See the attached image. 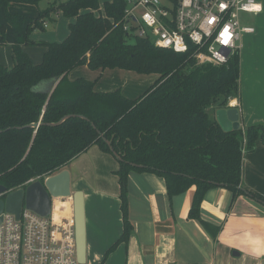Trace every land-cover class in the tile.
I'll return each instance as SVG.
<instances>
[{"label": "trees", "instance_id": "1", "mask_svg": "<svg viewBox=\"0 0 264 264\" xmlns=\"http://www.w3.org/2000/svg\"><path fill=\"white\" fill-rule=\"evenodd\" d=\"M43 0H0L5 25L13 37V65H0V184L7 191L25 187L37 178L57 174L92 146L119 157L122 233L105 253L126 243L133 227L128 219V175L132 171L163 179L172 199L194 188L187 217L214 238L220 227L200 216L205 194L221 187L232 195L264 200L241 188L242 159L264 145V123L224 132L208 109L227 108L239 93V56L225 65L196 66L189 49L177 53L157 48L148 40L127 35L120 21L125 0H53L35 18L12 13V4L37 6ZM60 13L71 20L60 43L35 42L31 34ZM43 46L39 64L23 46ZM95 71L119 69L156 74L155 83L136 99L119 89L94 90L95 82L67 79L77 66ZM214 114V111H213ZM68 116V117H67ZM64 119L59 125H52ZM40 123L37 129L29 127ZM104 259V260H105Z\"/></svg>", "mask_w": 264, "mask_h": 264}, {"label": "crops", "instance_id": "2", "mask_svg": "<svg viewBox=\"0 0 264 264\" xmlns=\"http://www.w3.org/2000/svg\"><path fill=\"white\" fill-rule=\"evenodd\" d=\"M13 5L15 4L10 9ZM261 13L262 6L259 14ZM44 26L46 29L47 22H44ZM254 29L253 34H243L250 47L262 38L264 26L256 24ZM11 41L13 42V37ZM240 45L239 60L243 57L244 50L242 37ZM250 47L246 49V53L250 51ZM67 79L69 80L68 75ZM94 90L96 91L95 87ZM253 97L254 93H246L240 99H232L239 111L240 128H246L257 121L264 122V117L251 112L255 110V107H251ZM260 144H257L253 152L243 156L241 188L263 198L264 145ZM94 147L97 146L90 147L82 154ZM96 149L91 154L98 164L93 165V180L86 185L89 189L83 191L86 245L84 264H107L114 253L119 251L124 252L126 264H235L236 261L231 259L242 256L245 261L243 264H264V207L258 205L257 201L239 196L232 203V195L225 189L209 190L202 201L200 216L207 223L220 227L213 238L200 223L187 217L191 200L186 198V193L191 189L170 199L166 194L164 181L160 183L149 177L137 180L132 177L133 172L128 175L127 194L128 219L133 230L128 241L119 243L105 259L106 251L122 233L118 179L117 176L110 175V172L115 174L117 171L118 161L116 159L117 164L114 165L110 155L98 147ZM104 183L108 185L106 189ZM68 201L69 199H65L61 203L56 202L55 211L68 214ZM234 251L239 256H233Z\"/></svg>", "mask_w": 264, "mask_h": 264}, {"label": "built area", "instance_id": "3", "mask_svg": "<svg viewBox=\"0 0 264 264\" xmlns=\"http://www.w3.org/2000/svg\"><path fill=\"white\" fill-rule=\"evenodd\" d=\"M120 21L127 35L148 40L157 48L191 51L196 66L225 65L238 55L243 34L241 13L259 14L256 0H125ZM228 100L227 108H237ZM8 192V191H7ZM1 198V197H0ZM69 213H57L52 199L47 216L22 209L21 216L0 214V264H79L76 256L72 199ZM61 209V208H60Z\"/></svg>", "mask_w": 264, "mask_h": 264}, {"label": "rangeland", "instance_id": "4", "mask_svg": "<svg viewBox=\"0 0 264 264\" xmlns=\"http://www.w3.org/2000/svg\"><path fill=\"white\" fill-rule=\"evenodd\" d=\"M53 0H43L37 6L35 5H26V4H15L13 7L8 10L12 13L23 14L27 17L35 18L38 16L39 12L46 9L48 5ZM63 1V0H60ZM104 1L110 0H100V8ZM263 7V13L261 14H240V21L242 25H251L256 26L263 25L264 26V0H256ZM15 10V11H13ZM47 22V28L43 31L35 30L31 34V39L35 42H51V43H60L62 42L68 35V25L69 20L55 13L52 16L51 21L45 20ZM0 24L5 25V16L2 8L0 7ZM12 35L10 30L6 26L5 31V42L0 45V65L4 67H11L13 64L12 57ZM243 41V57L239 60V93L236 98L240 99L241 95L247 93H254L255 97L252 98L251 107H255V110L251 111L254 115L264 117V31L263 36L260 40L256 42L255 45L250 47V43L245 35H242ZM251 48L248 53H246V49ZM22 52L31 59V61L36 64H39L42 60L45 48L43 46H23ZM8 64V65H4ZM35 64V63H34ZM69 81H75L78 78H83L85 80L95 82L94 87L96 91L105 92V91H114L119 89L121 93L128 99H136L141 96L147 89H149L158 78L156 74H136L130 71H124L119 69H106L104 71L95 70L92 71L85 66H77L72 69L69 73ZM252 109V108H251ZM211 117H215L216 111L213 108L208 109ZM214 111V114H213ZM264 123L262 121L254 122L253 124ZM260 141L256 142L255 149L257 144ZM261 146L262 143L260 144ZM97 147H94L90 151L85 154L78 155L72 161L68 163L65 167L67 168V172L69 174L70 180V191H81L83 193L84 190L89 189L86 185L93 180V165L98 164L94 155L91 154L92 151L97 150ZM245 153L244 155H246ZM110 155L113 164L116 165V158ZM88 167V170L86 171ZM132 177L135 179H142L143 177L155 178L160 183L163 182V179L157 177L156 175H151L148 173H138L136 171H132ZM110 175L116 176L112 172ZM108 185L104 183V189H106ZM213 189H223V188H213ZM194 193V188L186 193V198L192 200ZM84 195V194H83ZM264 196V195H263ZM262 196V197H263ZM87 199V197H86ZM135 197H133V200ZM264 200V197L261 198ZM119 201V199H118ZM256 202V201H255ZM258 203V202H257ZM85 204V198H84ZM191 204V201H190ZM263 206V204L258 203V205ZM228 253H230L228 251ZM126 256L123 251H119L116 254L114 253L113 257L107 262V264H126ZM231 257L229 256L228 259ZM236 261V263L243 264L244 256L237 259H231ZM94 264H101L100 262ZM251 264H254V262Z\"/></svg>", "mask_w": 264, "mask_h": 264}, {"label": "water", "instance_id": "5", "mask_svg": "<svg viewBox=\"0 0 264 264\" xmlns=\"http://www.w3.org/2000/svg\"><path fill=\"white\" fill-rule=\"evenodd\" d=\"M67 117L52 125H59ZM215 118L224 132L240 129L239 111L236 108L218 109ZM39 125L38 122L29 125V127L37 129ZM106 144L110 147L113 156L119 160L111 148L110 142L108 141ZM0 197V214L5 211L14 215L16 220L20 218L23 208L44 217L50 213L52 199L71 198L76 256L79 264H84L86 252L84 195L81 191L71 193L69 174L66 169L51 176L37 178L25 187L8 192L6 187L0 184ZM232 255L239 256V253L234 251Z\"/></svg>", "mask_w": 264, "mask_h": 264}]
</instances>
